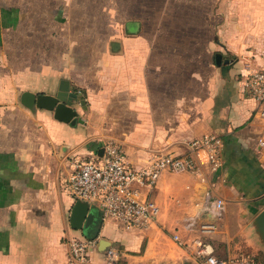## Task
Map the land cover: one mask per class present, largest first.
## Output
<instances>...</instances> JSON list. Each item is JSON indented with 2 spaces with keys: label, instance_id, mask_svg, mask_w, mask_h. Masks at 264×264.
<instances>
[{
  "label": "crops",
  "instance_id": "1",
  "mask_svg": "<svg viewBox=\"0 0 264 264\" xmlns=\"http://www.w3.org/2000/svg\"><path fill=\"white\" fill-rule=\"evenodd\" d=\"M246 25L264 42V0H0V264H67L68 240L96 238L89 264H197L200 244L264 259L253 227L264 121L244 86L264 68V45L245 50ZM64 81L76 126L22 105L24 93L55 96ZM207 136L223 141L222 167L201 160L142 189L159 209L147 229L127 231L93 205L96 236L71 228L64 188L76 161L112 141L139 170Z\"/></svg>",
  "mask_w": 264,
  "mask_h": 264
},
{
  "label": "built area",
  "instance_id": "2",
  "mask_svg": "<svg viewBox=\"0 0 264 264\" xmlns=\"http://www.w3.org/2000/svg\"><path fill=\"white\" fill-rule=\"evenodd\" d=\"M244 86L250 97L257 103V111L264 121V68L249 74ZM260 148L264 139L258 140ZM223 141L215 136H207L188 144L184 155L159 154L154 156L147 167L136 170L128 164L121 148L112 141L103 147V155L92 154L88 160L76 161L73 172L65 184V192L76 202L84 201L98 207L104 219L115 220L127 231L147 229L157 220L159 209L146 196L141 199V190L156 188L161 176L168 173H193L198 171V162L204 160L213 171L222 167ZM222 202H216L218 211ZM175 241L181 244L178 237ZM99 245V239L67 241V264H89L92 251ZM197 264H258L256 259L238 253L230 258H219L205 244H200ZM119 255L109 249L107 258Z\"/></svg>",
  "mask_w": 264,
  "mask_h": 264
},
{
  "label": "water",
  "instance_id": "3",
  "mask_svg": "<svg viewBox=\"0 0 264 264\" xmlns=\"http://www.w3.org/2000/svg\"><path fill=\"white\" fill-rule=\"evenodd\" d=\"M220 64L221 57L218 56ZM228 64V61H225ZM77 96L70 93L68 82H62L59 91L55 96L34 95L24 93L21 97L22 105L29 109L35 108L46 110L54 114V119L58 122L76 126L81 123L78 114L73 109V103ZM99 155H103V150L99 151ZM101 215L98 210L84 201H76L71 212L70 225L73 230H80L87 238L92 239L98 233ZM256 234L259 236L261 243L264 245V210L257 216L253 223Z\"/></svg>",
  "mask_w": 264,
  "mask_h": 264
},
{
  "label": "rangeland",
  "instance_id": "4",
  "mask_svg": "<svg viewBox=\"0 0 264 264\" xmlns=\"http://www.w3.org/2000/svg\"><path fill=\"white\" fill-rule=\"evenodd\" d=\"M230 11V10H229ZM223 12L224 13H222L221 15L222 16H225V12H226V10H224L223 9ZM242 13V12H241ZM254 13H256V11H254ZM251 15V14H250ZM251 17H252V15H251ZM256 25V24H255ZM247 26V25H246ZM247 27H249V35L251 36V38H250V40H247L246 41V48H245V50H247L248 52H251V51H255V50H257L258 48H261L263 45H264V42L263 41H260L259 39H258V35H259V32H256V29H257V27L255 26L254 28H251L250 26H247ZM255 31V32H254ZM252 38H257V40L258 41H256V40H254V39H252ZM256 41V42H255ZM245 45V44H244ZM250 51H249V50ZM233 57V59H236L237 57H236V55H232ZM251 56V55H250ZM244 57H246V56H244ZM244 57H239V59H242V58H244Z\"/></svg>",
  "mask_w": 264,
  "mask_h": 264
},
{
  "label": "trees",
  "instance_id": "5",
  "mask_svg": "<svg viewBox=\"0 0 264 264\" xmlns=\"http://www.w3.org/2000/svg\"><path fill=\"white\" fill-rule=\"evenodd\" d=\"M248 256H250V255H248ZM255 259H256L258 264H264V259L263 258L260 259V258L256 257Z\"/></svg>",
  "mask_w": 264,
  "mask_h": 264
}]
</instances>
